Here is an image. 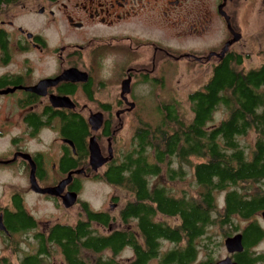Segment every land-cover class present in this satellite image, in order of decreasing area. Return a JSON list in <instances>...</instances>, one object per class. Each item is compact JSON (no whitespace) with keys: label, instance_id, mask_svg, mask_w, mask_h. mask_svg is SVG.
I'll return each mask as SVG.
<instances>
[{"label":"flooded vegetation","instance_id":"af4514ba","mask_svg":"<svg viewBox=\"0 0 264 264\" xmlns=\"http://www.w3.org/2000/svg\"><path fill=\"white\" fill-rule=\"evenodd\" d=\"M244 1L249 2L11 0L0 5V178L6 179L0 184V261L8 264L7 258H15L19 264L24 253L37 251L36 236L55 224L41 226L37 215L29 211L32 200L64 207L58 197L35 193L31 175L40 188L45 187L41 186L44 181H53L51 188L71 175L63 194L76 193L75 204L80 205L83 184L101 183L96 176L116 159L114 140L124 127V118L160 110L165 66L202 65L212 74L228 52L248 55V45L264 40L263 28L249 38L242 32L245 6L240 5ZM258 20L263 23L262 18ZM72 121L85 131H74L70 138ZM44 137H51L47 144ZM92 138L101 159L106 160L96 171L89 164ZM105 185L114 192L110 210L119 206V212L123 205L117 199L118 188ZM19 208L30 223L34 221L24 230L20 229L22 220L13 221ZM96 212L107 213L112 221L107 227L94 225L95 229L106 235L120 230L114 227L118 215L115 218L106 209ZM119 221L121 227L127 225ZM163 222L168 221L163 218ZM251 223L233 235L243 237ZM127 226L141 245L136 225L134 231ZM188 241L184 237L176 243L162 242L163 255L173 248L184 251ZM197 243L189 260L178 264H215L227 257L238 264L241 252L215 259L211 244L209 250H202V257ZM144 248L142 244L141 251ZM129 250L130 258L123 263L117 259L120 264L137 259ZM249 252L258 258L250 264H264V249L254 247ZM152 262L160 264L158 259Z\"/></svg>","mask_w":264,"mask_h":264},{"label":"trees","instance_id":"16d2710c","mask_svg":"<svg viewBox=\"0 0 264 264\" xmlns=\"http://www.w3.org/2000/svg\"><path fill=\"white\" fill-rule=\"evenodd\" d=\"M10 1L0 0V5ZM258 54L260 65L247 68V55L228 52L212 69L202 89L189 93L190 121L179 117L173 101L161 105L156 123L139 119L129 146L117 134L116 159L96 180L129 197L118 218L124 224L136 225L145 252L129 228L109 235L95 229L94 225L107 227L112 217L92 211L79 201L83 218L73 224L55 223L45 234L37 235V251L24 253L19 264H52L57 255L65 264H120L117 257L126 248L137 257L132 264H149L155 259L160 264L185 263L197 249L196 242L199 250L221 245L212 241L211 228L218 227L225 239L240 230L234 217L249 222L262 213L264 190L253 189L254 184L264 183V50ZM220 111L225 116L217 121L215 116ZM77 125L72 121L70 138L74 131H85ZM251 132L255 134L252 148L240 142ZM192 159L197 161L193 163ZM186 166L191 171L194 193L183 191L177 196L157 182L162 174L167 182L184 180L190 174ZM21 210L13 221L22 220L20 229L24 230L34 221L30 223ZM157 216L168 222L157 220ZM172 218L178 221L170 222ZM184 237L189 240L184 251L173 248L163 255L162 242L176 243ZM241 240L243 251L237 256L238 264L255 263L258 258H252L249 251L264 242V229L252 220ZM10 259L8 264H12ZM0 262L4 264L5 260Z\"/></svg>","mask_w":264,"mask_h":264},{"label":"rangeland","instance_id":"374dc122","mask_svg":"<svg viewBox=\"0 0 264 264\" xmlns=\"http://www.w3.org/2000/svg\"><path fill=\"white\" fill-rule=\"evenodd\" d=\"M240 1V0H238ZM243 1V0H241ZM245 6V7H244ZM238 7V6H237ZM240 7H244V24L242 32L245 34L247 38L253 35H256V31L260 32V28H263L261 32H263L264 37V0H249V2L244 1ZM239 8V7H238ZM237 8V9H238ZM239 11V9H238ZM263 19V23L259 22L258 19ZM218 32V31H217ZM262 37V38H263ZM255 43H251L247 47L248 53V59L245 61V65L247 68H256L260 65L261 58L259 57L258 52L260 49H264V40L261 41L259 44L253 45ZM243 43L240 45H237L236 47L240 48L242 47ZM245 50V49H244ZM242 50V51H244ZM246 51H244L245 53ZM211 76L210 68L200 65L199 67L195 68H185V67H175V66H165L163 68V78H164V86H163V103H170L175 101L178 105V113L179 117L182 116L184 120L190 121L191 119V112H190V105L188 104L187 97L189 93L201 90L203 85L208 81L209 77ZM152 107L154 106V100L152 99L150 101ZM152 110L145 113V114H137L136 116L132 117H126L124 118V127L120 133L118 134L122 141H124L123 144L125 146L130 145L131 136L133 133V129L138 125V121L143 120V122L154 124L158 120L157 111ZM155 112V113H154ZM225 115H223L222 111L218 112L216 114L217 121L224 118ZM51 137L45 138L44 140L47 141L50 140ZM255 134L249 133L247 137L244 139H240L241 144L247 145L248 147L253 146L254 143ZM41 149H44V145H40ZM117 149V148H116ZM197 160L192 159V162L195 163ZM165 170V167H163V172ZM185 170L187 172L189 171V167H185ZM161 179L159 178L157 180L158 183L163 184V186H166L171 190V192L175 193L177 196L181 195V192L185 191L188 194L194 193L192 191L195 190L193 178L191 177V173L188 174L184 180L182 181H175L170 182L166 181V178H164V174ZM6 179L0 178V184L4 182ZM16 182L18 180H15ZM51 184H53V181H44L41 183V186H45V188H50ZM83 188L80 192L79 201L85 202L88 204L89 208L93 211H100L102 209H106V211H109L115 218L118 215L119 206H116L113 211L110 210V196L114 192H112V189H110L105 184L101 183H94V182H86L83 184ZM254 190L258 189L259 187L264 190V183L261 185L254 184L253 186ZM126 193H122L121 191L117 194L118 201L120 203V207L124 205L125 201L129 200V197L125 195ZM219 208L222 210V195L219 197ZM32 204V209H29L30 212H33L35 218L39 220L41 226L50 225L53 223H60V224H73L79 219L83 218L81 216L82 209L80 205L74 204L72 207L66 209L64 207H57L55 204L43 201V200H32L30 202ZM160 217V216H159ZM157 216V220H161ZM119 219V218H118ZM116 219V222L114 224V227H118L119 229H125L128 228L125 225L120 226V221ZM234 220L236 221L239 229L244 227V225L247 223L245 220H242L240 218L234 217ZM251 220L256 221L259 223L260 227L264 229V220L261 217V214H256ZM175 222V221H173ZM134 223L130 222V229L134 230L133 228ZM220 229L218 227L211 228V235L213 236L212 241L215 242H221V245H218V248L214 249L212 246L211 250V256L215 257V259L221 258L223 255H226V251L223 245V239L222 236H220ZM258 249H264V242L259 246ZM202 253L201 256L203 257V251L200 250ZM131 252L129 249H125L123 253H121L117 258L118 260L123 263L126 261V259L130 258ZM61 257L57 255L55 257V261L53 264H60L61 263ZM12 264H16L15 258L10 259ZM150 264H155V262H152Z\"/></svg>","mask_w":264,"mask_h":264},{"label":"water","instance_id":"95a60500","mask_svg":"<svg viewBox=\"0 0 264 264\" xmlns=\"http://www.w3.org/2000/svg\"><path fill=\"white\" fill-rule=\"evenodd\" d=\"M226 0H224L225 2ZM68 75V74H67ZM65 76V75H64ZM63 76V77H64ZM71 144V143H69ZM89 150H90V157H89V164L92 167L94 171L101 167L106 160L101 159V154L99 147L96 145L95 140L92 138L90 139L89 143ZM77 173H81V171H78ZM71 182V175H68L67 178L62 180L57 186L51 187V188H40L38 184L36 183L33 175H31V189L37 193V194H42V195H49L52 197H58L61 199L62 204L65 208H70L72 207L76 202H77V194L76 193H65L63 194V191L65 187ZM261 214L262 219L264 220V211ZM1 228L2 225H0ZM242 235L240 233H237L231 237H227L223 239V245L225 248V253L227 254H233V253H240L243 251V246H242ZM215 264H235L231 261L229 257L218 261Z\"/></svg>","mask_w":264,"mask_h":264}]
</instances>
